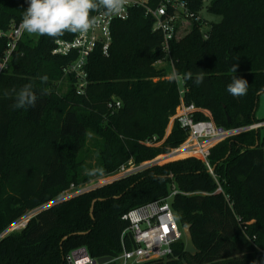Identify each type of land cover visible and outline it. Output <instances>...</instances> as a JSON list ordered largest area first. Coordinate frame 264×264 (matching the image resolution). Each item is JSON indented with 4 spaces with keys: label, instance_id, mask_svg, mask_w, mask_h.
<instances>
[{
    "label": "trees",
    "instance_id": "16d2710c",
    "mask_svg": "<svg viewBox=\"0 0 264 264\" xmlns=\"http://www.w3.org/2000/svg\"><path fill=\"white\" fill-rule=\"evenodd\" d=\"M185 1L198 13L207 0ZM27 6V0H0V30L22 22ZM207 10L221 20L207 31L201 30L203 22H193L187 34L169 44L173 72L182 80V102L208 112H196V120L210 118L226 129L264 121L254 117L264 92V0H208ZM74 36L24 31L0 74V234L71 186L109 178L129 161H151L187 138L177 120L165 135L180 103L179 86L166 78V68L156 66L165 56L162 36L152 31L142 9L112 23L107 55L99 48L92 52L84 94H77L75 78L63 73L71 58L51 54L57 39ZM6 43L0 38V55ZM236 64V74L248 81L242 97L226 91ZM198 76L200 84L194 82ZM27 84L37 97L35 106L14 109L13 90ZM115 100L120 106L110 108ZM263 128L212 147V175L199 159L181 155L175 158H185L40 209L23 228L0 237V264H68L66 256L80 247L94 259L114 257L128 226L123 216L172 191L171 208L180 226H190L198 253H184L181 241L167 259L137 264H264ZM85 169L96 174L86 175ZM123 243L133 247L128 236Z\"/></svg>",
    "mask_w": 264,
    "mask_h": 264
},
{
    "label": "built area",
    "instance_id": "2783aa9c",
    "mask_svg": "<svg viewBox=\"0 0 264 264\" xmlns=\"http://www.w3.org/2000/svg\"><path fill=\"white\" fill-rule=\"evenodd\" d=\"M134 8L142 9L144 16L152 20V31L161 34V49L165 56L163 60L157 61L156 65L166 62L171 69V75H168L166 78H172L178 83V76L173 72L172 62L169 59V44L172 40L178 39L180 28L188 26L193 22H202L200 11L198 13L191 11L185 0H122V6L117 14H109L102 8L96 10L92 17L95 23L88 32L75 34L70 40L57 39L54 42L51 54L71 58L70 63L63 68V73L75 78L77 94H84L85 92L87 85L86 66L90 55L96 48H99L103 55L108 54L111 43L112 23L116 20L127 19L130 11ZM23 32L22 22L12 25L7 31L0 30V38H5L7 41L6 48L0 55V74L7 69L11 56ZM179 93L180 103L171 120L172 123L174 120H177L180 126L187 130V138L180 146L163 155H169L174 151L181 150L188 154L185 157L191 156L202 161L211 175L213 169L208 162V157L212 147L229 137L264 127V121L248 126L226 129L217 126L210 118L196 120L194 118L196 112L207 115V111L198 109L193 104H184L182 102V84L179 86ZM108 106L110 108H118L120 103L115 100L114 104L109 103ZM159 157L160 155L151 161L138 165L132 162L122 165L114 175L107 178V183L155 165L161 160ZM101 185L103 184L84 188L82 191V188H80V193L70 197L66 196L67 192L64 191L61 196L57 197L51 203L27 213L25 216L30 214L28 217L23 216L12 224L5 233L23 228L29 219L40 209L47 208L55 203L90 191ZM219 190L220 188L217 191ZM174 194L175 192L172 191L166 198L153 200L129 210L123 216V219L128 222V226L121 233L122 250L118 255L110 257L107 262L102 264H137L165 260L170 257L173 253L174 244L184 241L183 227L179 225L170 205V199ZM126 236L133 243V247L130 249L126 248L123 243ZM262 253L264 255V251ZM66 261L68 264H100L97 262V259L91 258L88 255L85 248H79L70 252L66 256Z\"/></svg>",
    "mask_w": 264,
    "mask_h": 264
},
{
    "label": "clouds",
    "instance_id": "9594fccd",
    "mask_svg": "<svg viewBox=\"0 0 264 264\" xmlns=\"http://www.w3.org/2000/svg\"><path fill=\"white\" fill-rule=\"evenodd\" d=\"M27 5L22 16L23 30L29 34L55 38L65 32L72 34L88 32L95 23L90 17V12L102 8L109 14H117L122 6V0H27ZM236 71L237 64L231 68L235 75L231 76L226 91L233 97H242L247 93L248 81L238 76ZM202 79L203 77L198 76L194 82L200 84ZM13 93L14 109L35 106L37 97L31 84L18 91L13 90ZM84 171L86 175L96 174V170Z\"/></svg>",
    "mask_w": 264,
    "mask_h": 264
},
{
    "label": "rangeland",
    "instance_id": "374dc122",
    "mask_svg": "<svg viewBox=\"0 0 264 264\" xmlns=\"http://www.w3.org/2000/svg\"><path fill=\"white\" fill-rule=\"evenodd\" d=\"M207 6H208V0L204 2L203 6H202V9L200 10V15L202 17V22H203V26H202V29H201L202 31H207L208 28L210 27V24L217 23V22H219L221 20V16L218 15V14H213V13L209 12L207 10ZM192 25L193 24H189L188 26L180 28L179 33H178V39L182 38L185 34H187L188 31L190 30V28L192 27ZM156 66L157 67L166 68L167 76L171 75V69H170V67L168 66V64L166 62H164L162 64H159V65H156ZM177 81H178V85L180 86L182 84L181 78L178 77ZM61 86H62V92H64L65 89H66V86H67V81H66V77L65 76L62 77ZM207 115H209V114H207ZM254 117L257 120L264 119V92L259 96ZM171 124H172V120L170 118L169 119V123L167 125L168 129H166L165 135H167L169 133L170 128L172 126ZM261 134L262 135L264 134V128L261 129ZM263 152H264V147H263ZM182 158H185V157H182ZM182 158H173V159L166 158L164 160H159L156 164H164V163H167V162H170V161H173V160L182 159ZM90 160L91 159H87V162H89ZM129 162H131V161H129ZM112 175H114V173H112L111 176ZM107 178H108V176L100 177V178H94V179H92V180H90V181H88L86 183L79 184L77 186L76 185L75 186H71L68 190L65 191V192H67L66 196L70 197V196H72L74 194L80 193V190H79L80 188H82L81 189V191H82L84 188H88V187L90 188V187L95 186V185H100V184L107 183L108 182ZM29 215H27L25 217H28ZM80 248H83V247H80Z\"/></svg>",
    "mask_w": 264,
    "mask_h": 264
},
{
    "label": "water",
    "instance_id": "95a60500",
    "mask_svg": "<svg viewBox=\"0 0 264 264\" xmlns=\"http://www.w3.org/2000/svg\"><path fill=\"white\" fill-rule=\"evenodd\" d=\"M260 94V93H259ZM228 122H230V120L228 119ZM258 140H256L255 145H258ZM155 164V163H154ZM183 230V235H184V253L188 254V255H195L198 253L197 248L194 246L193 240H192V236L190 233V226L186 225L182 228ZM5 234V232H3L2 234H0V237L3 236ZM110 259V257H102V258H98L97 262L102 264L107 262ZM183 263L185 264V261L183 260Z\"/></svg>",
    "mask_w": 264,
    "mask_h": 264
},
{
    "label": "bare ground",
    "instance_id": "6f19581e",
    "mask_svg": "<svg viewBox=\"0 0 264 264\" xmlns=\"http://www.w3.org/2000/svg\"><path fill=\"white\" fill-rule=\"evenodd\" d=\"M181 155H188V154H186L185 152H183L181 150H177V151H174L173 153H171L169 155L160 156L159 159H161V160H164L166 158L173 159V158H175L177 156H181Z\"/></svg>",
    "mask_w": 264,
    "mask_h": 264
},
{
    "label": "crops",
    "instance_id": "0c3cea01",
    "mask_svg": "<svg viewBox=\"0 0 264 264\" xmlns=\"http://www.w3.org/2000/svg\"><path fill=\"white\" fill-rule=\"evenodd\" d=\"M261 94H262V93H261ZM261 94H260V95H261ZM260 134H261V131H260Z\"/></svg>",
    "mask_w": 264,
    "mask_h": 264
}]
</instances>
